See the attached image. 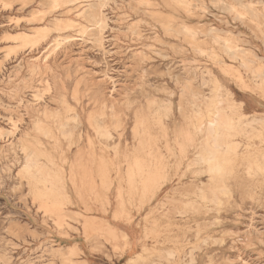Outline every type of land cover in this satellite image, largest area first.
<instances>
[{
  "label": "rangeland",
  "instance_id": "obj_1",
  "mask_svg": "<svg viewBox=\"0 0 264 264\" xmlns=\"http://www.w3.org/2000/svg\"><path fill=\"white\" fill-rule=\"evenodd\" d=\"M0 49V264H264V0H0ZM198 107L249 123L219 173ZM167 142L170 179L127 176Z\"/></svg>",
  "mask_w": 264,
  "mask_h": 264
},
{
  "label": "bare ground",
  "instance_id": "obj_2",
  "mask_svg": "<svg viewBox=\"0 0 264 264\" xmlns=\"http://www.w3.org/2000/svg\"><path fill=\"white\" fill-rule=\"evenodd\" d=\"M7 1V0H6ZM47 1V0H46ZM50 1V0H49ZM73 2H74V0H72ZM127 1V0H126ZM138 1V0H137ZM223 1V0H222ZM147 2H148V0H147ZM5 3H7V2H5ZM49 3V2H48ZM56 3V2H55ZM128 3V2H127ZM40 4V3H39ZM46 4V3H45ZM59 5V3H56V5ZM95 4V3H94ZM94 4H92V5H94ZM144 4V3H143ZM5 5V4H4ZM96 5V4H95ZM129 5V4H128ZM147 5V4H146ZM54 6V5H53ZM125 6V5H124ZM190 6V5H189ZM56 7V6H55ZM195 7V6H194ZM51 8V7H50ZM4 9V8H3ZM202 9V8H201ZM235 9H236V7H235ZM23 10V9H22ZM34 10V9H33ZM38 11V10H37ZM87 11V10H86ZM207 11V10H206ZM41 12V11H40ZM89 12V11H88ZM91 12H92V10H91ZM189 12V11H188ZM208 12V11H207ZM221 12V11H220ZM238 12V11H237ZM34 13H36V12H34ZM51 13V12H50ZM59 13H61V12H59ZM64 13H65V11H64ZM240 14V13H239ZM242 14V13H241ZM99 16V15H98ZM119 16V15H118ZM7 18V17H6ZM10 18V17H9ZM23 18V17H22ZM52 18V17H51ZM18 19V18H17ZM56 19V18H55ZM107 19H108V17H107ZM116 19H117V17H116ZM111 20V19H110ZM221 20V19H220ZM233 20V19H232ZM28 21V20H27ZM59 21H60V18H59ZM63 21V20H62ZM112 21V20H111ZM194 21V20H193ZM50 22V21H49ZM52 22V21H51ZM75 22V21H74ZM91 22V21H90ZM98 22H100L99 24H101L102 25V23L104 24V19L103 18H101ZM58 25V24H57ZM80 25H82V24H80ZM135 25V24H134ZM100 26V25H99ZM131 26V25H130ZM57 27V26H56ZM73 27V26H72ZM76 27H78V26H76ZM85 27H86V25H85ZM102 27V26H101ZM34 28V27H33ZM59 28V27H58ZM83 28H84V26H83ZM89 28V27H88ZM113 28H116L115 26L113 27ZM157 28V27H156ZM168 28V27H167ZM34 29H36V27L34 28ZM54 29V28H53ZM62 29V28H61ZM30 30H31V28H30ZM37 30V29H36ZM63 30H64V28H63ZM96 30H98V29H96ZM124 30V29H123ZM54 31H56L55 29H54ZM57 31H59V30H57ZM103 31V30H102ZM132 31H134V30H132ZM9 32V31H8ZM44 32V31H43ZM61 32V31H60ZM87 32V31H86ZM91 32H93L92 30H91ZM125 32V31H124ZM136 32V31H135ZM40 33V32H39ZM78 33H79V31H78ZM77 33V34H78ZM101 33V32H100ZM103 33V32H102ZM101 33V34H102ZM133 33V32H132ZM145 33V32H144ZM157 33V32H156ZM42 34V33H41ZM83 34V33H82ZM85 34V33H84ZM49 35V34H48ZM48 35H46V37L48 36ZM138 35H140V34H138ZM153 35V34H152ZM61 36V35H60ZM102 36V35H101ZM69 37V36H68ZM150 37H152L151 35H150ZM217 37V36H216ZM42 38H44V37H42ZM74 38V37H73ZM76 38V37H75ZM111 38V37H110ZM219 38V37H218ZM55 39V38H54ZM70 39V38H69ZM86 39V38H85ZM103 39V38H102ZM24 40L26 41V40H29V38L28 37H24ZM57 40V39H56ZM87 40V39H86ZM85 40V41H86ZM108 40V39H107ZM14 41V40H13ZM52 41V40H51ZM97 41H98V39H97ZM96 41V42H97ZM57 42V41H56ZM70 42V41H69ZM68 42V43H69ZM72 42V41H71ZM87 42H88V40H87ZM93 42V41H92ZM101 42V41H100ZM66 43V42H65ZM124 43V42H123ZM62 44V43H61ZM93 44V43H92ZM98 44H99V42H98ZM103 44V43H102ZM51 45V44H50ZM53 45V44H52ZM72 45H73V43H72ZM80 46V45H79ZM100 46V45H99ZM105 45H103V47H104ZM147 46V45H146ZM179 47H180V45H178ZM7 48H9L8 46H6ZM49 47V46H48ZM56 47H57V44H56ZM58 47H60V46H58ZM67 47V46H66ZM89 47H91L92 48V45L91 46H89ZM171 47V46H170ZM177 47V46H176ZM226 47H228L229 49H230V46L229 45H227ZM55 48V47H54ZM95 48V47H94ZM99 48H101V47H99ZM81 49H82V47H81ZM129 49V48H128ZM187 49V48H186ZM199 49V48H198ZM1 50V49H0ZM53 50V49H52ZM174 50V49H173ZM86 51V50H85ZM198 51H200V50H198ZM50 52H51V50H50ZM56 52V51H55ZM79 52V51H78ZM107 52V51H106ZM109 52V51H108ZM138 52V51H137ZM227 52H228V50H227ZM8 53V52H7ZM119 53V52H118ZM155 53H156V51H155ZM159 53V52H158ZM54 54V53H53ZM108 54H111V53H108ZM124 54V53H123ZM161 54V53H160ZM10 55V54H9ZM51 55V54H50ZM79 55V54H78ZM106 55V54H105ZM134 55V54H133ZM140 55V54H139ZM165 55V54H164ZM218 55V54H217ZM15 56V55H14ZM227 56H229V55H227ZM7 57V56H6ZM49 57V56H48ZM91 57V56H90ZM131 57V56H130ZM146 57V56H145ZM232 57V56H231ZM31 58V57H30ZM36 58V57H35ZM83 58V57H82ZM81 58V59H82ZM92 58V57H91ZM230 58V57H229ZM11 59V58H10ZM45 59V58H44ZM89 59V58H88ZM94 59V58H93ZM109 59V58H108ZM131 59V58H130ZM97 60V59H96ZM192 60V59H191ZM238 60V59H237ZM116 62V61H115ZM46 63V62H45ZM97 63V62H96ZM102 64V63H101ZM111 64V63H110ZM109 64V65H110ZM131 64V63H130ZM129 64V65H130ZM4 65V64H3ZM20 65V64H19ZM46 66V65H45ZM77 66V65H76ZM111 66V65H110ZM109 66V67H110ZM126 66V65H125ZM132 66V65H131ZM80 67V66H79ZM108 67V66H107ZM114 67V66H113ZM167 67V66H166ZM185 67V66H184ZM35 68V67H34ZM246 68V67H245ZM2 69V68H1ZM36 69V68H35ZM74 69H76V68H74ZM78 69H80V68H78ZM95 69V68H94ZM119 69V68H118ZM167 69H169V68H167ZM38 70V69H37ZM36 70V71H37ZM116 70V69H115ZM132 70V69H131ZM165 70V69H164ZM2 71V70H1ZM105 71V70H104ZM128 71V70H127ZM130 71V70H129ZM146 71V70H145ZM167 71V70H166ZM169 71H170V69H169ZM245 71V70H244ZM256 71V70H255ZM205 72V71H204ZM169 73V72H168ZM71 74V73H70ZM180 74V73H179ZM33 75V74H32ZM75 75V74H74ZM106 75V74H105ZM168 75H170V73L168 74ZM107 76V75H106ZM157 76V75H156ZM27 77H29V76H27ZM4 78V77H3ZM179 78H181V77H179ZM100 79V78H99ZM178 79V78H177ZM185 79V78H184ZM183 79V80H184ZM195 79V78H194ZM111 80V79H110ZM180 80V79H179ZM182 80V79H181ZM186 80H188L187 78H186ZM190 80V79H189ZM49 81V80H48ZM114 81V80H113ZM193 81V80H192ZM113 83V82H112ZM152 83V82H151ZM51 85V84H50ZM126 86V85H125ZM115 87V86H114ZM186 87V86H185ZM189 87V86H188ZM187 87V88H188ZM191 89H192V87H190ZM116 89V88H115ZM114 89V90H115ZM189 90V89H188ZM73 93V92H72ZM200 94V93H199ZM250 94V93H249ZM36 95V94H35ZM119 95V94H118ZM38 96V95H37ZM65 96V95H64ZM112 96V95H111ZM124 96V95H123ZM39 97V96H38ZM41 97V96H40ZM114 97V96H113ZM57 99V98H56ZM130 99H132V98H130ZM30 100V99H29ZM164 100V99H163ZM3 101V100H2ZM121 101V100H120ZM169 101V100H168ZM5 102V101H4ZM33 102V101H32ZM126 102V101H125ZM166 102V101H165ZM216 103V102H215ZM224 104V103H223ZM9 105H10V103H9ZM194 105V104H193ZM219 105H221V103L219 104ZM225 105V104H224ZM231 106V105H230ZM261 106H262V103H261ZM82 110H83V108H82ZM45 112V111H44ZM72 112V111H71ZM210 112V111H209ZM212 113L213 114H211V113H208L207 112V110H204L202 107H198V110H197V113H196V115H197V118H198V121H199V128H200V130H201V132H205V143H204V145H203V148H204V152L203 153H199L198 154V158L199 159H202V160H205V161H208L209 162V164L211 163L212 165H211V167H210V165H209V171L210 172H218L219 173V171H220V169H221V167H220V164H219V158L222 156V154L223 153H225V152H230V151H234L235 149H236V144H233L232 142H230L229 141V136H230V134H231V130L233 129V128H235L236 130H237V132L238 133H248L249 132V129H248V122H246L245 120H242V119H240V120H238V121H234V119L230 116V115H228L227 113H225L223 110H221V109H219L218 107L215 109V111H212ZM64 115V114H63ZM6 118H7V116H6ZM11 119V118H10ZM9 119V120H10ZM8 120V121H9ZM42 122V121H41ZM75 122H77V120L75 121ZM253 122H256V121H253ZM14 123V122H13ZM17 123V122H16ZM251 125V124H250ZM12 126V125H11ZM34 126H36V128L37 129H42V130H44L43 129V127H41L40 128V123L38 122V121H36V123H35V125ZM68 126V125H67ZM79 126V125H78ZM63 127H64V125H63ZM195 127V126H194ZM19 128V127H18ZM77 128V127H76ZM116 128V127H115ZM198 128V129H199ZM6 129V128H5ZM147 129V128H146ZM62 130V129H61ZM102 130V129H101ZM256 130V129H255ZM12 131V130H11ZM11 131H9V132H11ZM45 131H46V129H45ZM63 131H64V129H63ZM5 132H7V131H5ZM8 132V133H9ZM47 132V131H46ZM65 132H66V130H65ZM4 133V132H3ZM16 133V132H15ZM160 133V132H159ZM10 134V133H9ZM5 135H6V133H5ZM2 138H3V136H1ZM162 137H163V135H162ZM166 137V136H165ZM65 139V138H64ZM156 139V138H155ZM166 141V140H165ZM144 143V142H143ZM168 143V142H167ZM90 144V143H89ZM140 144V143H139ZM146 144H148V143H146ZM238 145V144H237ZM3 146V145H2ZM142 146V145H141ZM239 146V145H238ZM4 147V146H3ZM2 147V148H3ZM22 147H23V151H24V153H25V164H24V169L27 171V172H29L32 176H34V177H38L39 175H42V174H44L45 173V176L47 175H49V173H48V171L46 170V168H45V165H42V164H40V156L41 155H45V153L42 151V150H40L36 145L35 146H30V145H28L27 144V142L25 141V139L23 140V142H22ZM114 147V146H113ZM5 148V147H4ZM120 148V147H119ZM165 148H167V150L166 149H163V145H161L160 143H156L154 146H152L151 147V149L149 148V151H146L147 149H145V154H147V155H149V157H150V161H149V166H147V167H143V166H137V167H134V166H132V164L130 163V165L128 166V169H127V171H126V174H127V176L129 177V178H134L135 176H138V178L139 177H141V178H143V181H141V182H148V180H149V182L148 183H150V180H152V179H156V180H160V179H163V182L162 183H164V180H166V179H170V173H166L165 172V169L162 167V166H158V162L156 163V164H154V162H156V161H159V159H163V158H165V156H166V154L168 153L169 154V156L170 155H176V153H175V151L172 149V146L170 145V143H168L167 145H165ZM195 149H199V147L198 146H196V147H194ZM138 149V148H137ZM136 149V150H137ZM144 149V148H143ZM165 150H166V152H165ZM17 151V150H16ZM13 152V151H12ZM117 154H118V150H117ZM18 155V154H17ZM19 156V155H18ZM49 156V155H48ZM187 156V152H186V146L185 145H183V146H181V157H186ZM137 158H140V156H139V154H137V156H136V158L135 159H137ZM103 159V158H102ZM144 159V158H143ZM143 159H142V161H143ZM167 160V159H166ZM136 162H137V160H135ZM163 161V160H162ZM225 161V160H224ZM226 162V161H225ZM135 163V162H134ZM133 163V164H134ZM205 163H207V162H205ZM178 164V163H177ZM54 165V164H53ZM147 165V164H146ZM160 165V164H159ZM168 165V164H167ZM167 165H166V167H167ZM195 165H196V162H195ZM136 166V165H135ZM191 166V165H190ZM201 166V165H200ZM107 167V166H106ZM165 167V168H166ZM170 167V166H169ZM172 168V167H171ZM232 170V169H231ZM248 170V169H247ZM109 171V170H108ZM201 171V170H200ZM204 171H206V170H204ZM194 173H195V171H193ZM193 172H192V174H193ZM198 172H199V170H198ZM197 172V173H198ZM220 173H222V172H220ZM109 174V173H108ZM115 174L117 175V176H121L122 175V171L121 170H118V171H116L115 172ZM199 174V173H198ZM202 174V173H201ZM224 174V173H223ZM250 174V173H249ZM221 176V175H220ZM252 176V175H251ZM21 177V176H20ZM100 179V178H99ZM137 179V178H136ZM133 180V179H132ZM155 180V181H156ZM26 181V180H25ZM106 181V180H105ZM130 181H131V179H130ZM37 182V181H36ZM1 183V182H0ZM106 183V182H105ZM152 183H153V180H152ZM157 183V182H156ZM161 183V184H162ZM108 184V183H107ZM132 184V183H131ZM146 184V183H145ZM155 184V183H154ZM134 185V184H133ZM148 185V184H147ZM156 185V184H155ZM155 185H153V186H155ZM15 186V185H14ZM45 186V185H44ZM110 186V185H109ZM152 186V187H153ZM156 186H158V185H156ZM131 187H133V186H131ZM145 187H146V185H145ZM5 188V187H4ZM110 188V187H109ZM149 188V187H148ZM156 188V187H155ZM154 188V189H155ZM212 188V187H211ZM210 188V189H211ZM38 189V188H37ZM152 189V188H151ZM226 189V188H225ZM228 189V188H227ZM131 190V189H130ZM159 190V189H158ZM223 190V189H222ZM146 191V190H145ZM216 191H218V190H216ZM204 192V191H203ZM138 193H139V191H138ZM38 194V193H37ZM49 195V194H48ZM138 195V194H137ZM204 195V194H203ZM210 195L211 196H213V198H214V200L216 199V197H217V193L215 192V190L214 189H212V192L210 193ZM57 198V197H56ZM35 199V198H34ZM42 199L44 200V198L42 197ZM218 199V198H217ZM47 200V199H46ZM50 201V200H49ZM217 201V200H216ZM218 201H219V199H218ZM43 203H44V201H42ZM45 202H48V200L47 201H45ZM60 202V201H59ZM65 202V201H64ZM192 202V201H191ZM52 203V202H51ZM134 203V202H133ZM184 203H186V202H184ZM189 203V202H188ZM187 203V204H188ZM216 203V202H215ZM40 204H41V202H40ZM46 203H44L43 204V206L42 207H44V205H45ZM131 204V203H130ZM218 204V203H217ZM51 205V204H50ZM50 205H47L48 207H50ZM186 205V204H185ZM221 205V204H220ZM46 205H45V207L44 208H46L47 207ZM51 207H53V205L51 206ZM56 207H57V205H56ZM110 207V206H109ZM176 207V206H175ZM43 208V209H44ZM42 209V208H41ZM53 209V208H52ZM55 209V208H54ZM175 209V208H174ZM176 209H177V207H176ZM46 210H48L49 211V209H46ZM253 210V209H252ZM176 212H178V209L177 210H175ZM174 211V212H175ZM49 213V212H48ZM51 213V212H50ZM53 214V213H52ZM181 214V213H180ZM51 215V214H50ZM172 215H174V214H172ZM57 217V216H56ZM64 219V218H63ZM55 220V219H54ZM60 221V220H59ZM55 222H57V220L55 221ZM63 224V223H62ZM41 225V224H40ZM59 226V225H58ZM62 226V225H61ZM46 227V226H45ZM63 227V226H62ZM103 228V227H102ZM156 229V228H155ZM200 229V228H199ZM258 231V230H257ZM106 233H108L111 237H113V240H115L114 238H116L117 237V234H118V230L116 229V228H112V227H108L107 229H106ZM68 235V234H67ZM147 235V234H146ZM145 235V236H146ZM13 236V235H12ZM148 236H149V234H148ZM54 237V236H53ZM52 237V238H53ZM147 237V236H146ZM105 239V238H104ZM106 241V240H105ZM107 242V241H106ZM62 245V244H61ZM206 248V247H205ZM151 250L153 249V248H150ZM149 249V250H150ZM146 251H148L147 249H145ZM156 254H157V257L159 258V259H166V260H168V262L171 260V257H173V256H175L174 255V252L173 251H164V250H162V249H159V250H157L156 251ZM155 255V254H154ZM211 256V255H210ZM145 258H146V256L145 255H143V254H138V255H136L135 257H132V258H130V263H132V264H146L145 263ZM240 258V257H239ZM148 260V259H147ZM149 261V260H148ZM240 262H242V261H240ZM246 262V261H245ZM61 263V262H60ZM159 264H165V263H163V262H160ZM169 264V263H168ZM209 264V263H208ZM211 264V263H210Z\"/></svg>",
  "mask_w": 264,
  "mask_h": 264
}]
</instances>
